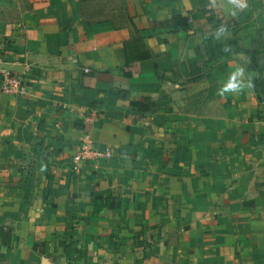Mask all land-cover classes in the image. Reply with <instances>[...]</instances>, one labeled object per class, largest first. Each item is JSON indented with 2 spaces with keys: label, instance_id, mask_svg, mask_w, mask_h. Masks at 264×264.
<instances>
[{
  "label": "crops",
  "instance_id": "0c3cea01",
  "mask_svg": "<svg viewBox=\"0 0 264 264\" xmlns=\"http://www.w3.org/2000/svg\"><path fill=\"white\" fill-rule=\"evenodd\" d=\"M116 1L0 0V76L28 90L0 95V264H264L255 59L181 67L206 35L250 48L264 0ZM84 140L113 155L74 164Z\"/></svg>",
  "mask_w": 264,
  "mask_h": 264
},
{
  "label": "trees",
  "instance_id": "16d2710c",
  "mask_svg": "<svg viewBox=\"0 0 264 264\" xmlns=\"http://www.w3.org/2000/svg\"><path fill=\"white\" fill-rule=\"evenodd\" d=\"M124 10V8L122 9ZM186 23L183 18H171L160 22V27L176 26ZM251 54L255 59V73L253 80V90L258 94L264 90V28L258 30V37L252 43L250 48H244L240 45L238 37L235 35L228 36L223 41H216L213 35L204 37L203 48L195 47L194 56L181 64L186 78H198L204 74V68H211L214 64L227 63L228 58L235 53ZM130 75L129 72H123ZM158 79L163 78V74L156 71ZM117 95L127 98V92L117 91ZM130 106L136 110L139 119L146 118L157 108V99L144 98L143 100H130Z\"/></svg>",
  "mask_w": 264,
  "mask_h": 264
},
{
  "label": "built area",
  "instance_id": "2783aa9c",
  "mask_svg": "<svg viewBox=\"0 0 264 264\" xmlns=\"http://www.w3.org/2000/svg\"><path fill=\"white\" fill-rule=\"evenodd\" d=\"M230 1V0H226ZM247 6L248 0H243ZM245 6V7H246ZM28 90L22 78L17 75H11L6 71L1 72L0 76V95H24L27 94ZM113 155V150L111 148H106L104 150H99L92 146L90 141L84 140L80 144L78 151L73 155L72 162L74 164L83 163L86 160L101 158V157H111Z\"/></svg>",
  "mask_w": 264,
  "mask_h": 264
},
{
  "label": "clouds",
  "instance_id": "9594fccd",
  "mask_svg": "<svg viewBox=\"0 0 264 264\" xmlns=\"http://www.w3.org/2000/svg\"><path fill=\"white\" fill-rule=\"evenodd\" d=\"M230 3L232 5V8L230 9L232 15H236L237 10L243 9L246 6L243 0H230ZM220 30L223 31V27ZM237 75H240V73L238 72ZM238 87H243V85L239 83H234L233 88L229 90H235Z\"/></svg>",
  "mask_w": 264,
  "mask_h": 264
},
{
  "label": "rangeland",
  "instance_id": "374dc122",
  "mask_svg": "<svg viewBox=\"0 0 264 264\" xmlns=\"http://www.w3.org/2000/svg\"><path fill=\"white\" fill-rule=\"evenodd\" d=\"M116 2H117L116 0H112V3H113V4H116ZM89 4H90V3H89ZM117 5H119V4H117Z\"/></svg>",
  "mask_w": 264,
  "mask_h": 264
}]
</instances>
